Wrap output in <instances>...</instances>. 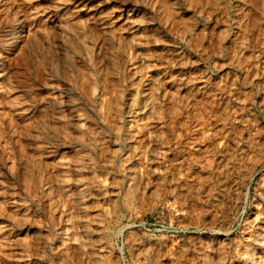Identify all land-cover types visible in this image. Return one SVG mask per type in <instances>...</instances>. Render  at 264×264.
Here are the masks:
<instances>
[{"label":"rangeland","instance_id":"1","mask_svg":"<svg viewBox=\"0 0 264 264\" xmlns=\"http://www.w3.org/2000/svg\"><path fill=\"white\" fill-rule=\"evenodd\" d=\"M0 264H264V0H0Z\"/></svg>","mask_w":264,"mask_h":264},{"label":"bare ground","instance_id":"2","mask_svg":"<svg viewBox=\"0 0 264 264\" xmlns=\"http://www.w3.org/2000/svg\"><path fill=\"white\" fill-rule=\"evenodd\" d=\"M19 18V17H18ZM30 23V22H29ZM14 27H15V30H14V32H13V36H11L10 37V41L11 42H13L14 41V39L16 38V34H17V32H21V38H22V40L24 41V42H31L32 40H31V37L33 36V34H32V31H31V26L29 25V24H19V22H18V20L16 21H14ZM9 41V42H10ZM32 43V42H31ZM30 44V43H29ZM27 47V46H26ZM64 54V53H63ZM66 56V59H67V55H66V53L64 54V57ZM4 90V89H3ZM6 93V92H5ZM47 101H51L52 103H53V101H52V99L51 98H49V97H47ZM51 103V104H52ZM71 111H73V110H71ZM41 117H42V121H44V120H46L47 118V115H45V114H41ZM72 118L74 119L75 118V114H72ZM46 121H48V120H46ZM45 122H44V126H45ZM45 128V129H44ZM44 132H45V134H47V136L49 137V138H51V139H56L55 137H56V135L58 134V132H59V128H53V127H43V129H42ZM42 131V132H43ZM41 132V131H40ZM41 134V133H40ZM57 137H58V135H57ZM45 154V153H44ZM24 164V163H23ZM45 183H46V181H45ZM261 251V250H260ZM260 262V261H259Z\"/></svg>","mask_w":264,"mask_h":264}]
</instances>
